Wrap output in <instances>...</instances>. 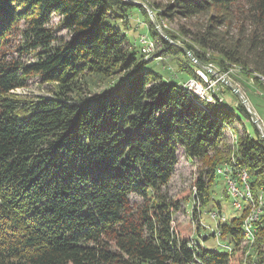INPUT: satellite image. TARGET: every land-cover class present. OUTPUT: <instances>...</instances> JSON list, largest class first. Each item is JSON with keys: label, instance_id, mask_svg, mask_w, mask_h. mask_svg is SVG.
<instances>
[{"label": "trees", "instance_id": "obj_1", "mask_svg": "<svg viewBox=\"0 0 264 264\" xmlns=\"http://www.w3.org/2000/svg\"><path fill=\"white\" fill-rule=\"evenodd\" d=\"M152 10L161 22L206 19L182 29L186 42L264 80V0H170ZM134 11L147 16L124 0H0V264H264V208L252 237L247 210L215 219L203 242L205 227L192 237L175 224L182 205L168 186L180 153L205 165L210 184L231 155L230 131L231 178L246 172L264 197V139L240 100L212 93L207 103L148 69L126 32ZM147 33L162 53L188 56L151 22ZM90 76L110 90L95 92ZM32 81L55 91L15 94ZM209 184H196L200 207ZM217 237L227 252L207 247Z\"/></svg>", "mask_w": 264, "mask_h": 264}, {"label": "rangeland", "instance_id": "obj_2", "mask_svg": "<svg viewBox=\"0 0 264 264\" xmlns=\"http://www.w3.org/2000/svg\"><path fill=\"white\" fill-rule=\"evenodd\" d=\"M125 1L132 3L130 0ZM132 1H135L136 3H142L147 11V16L143 17L142 15H138L136 11L131 13L128 29L126 32L131 36L130 40L134 41L135 44L141 48L142 52L145 50L144 54L146 55L145 58L147 68L159 72L165 81L185 83V86H187L196 96L205 100L207 103L212 101L211 94L215 93L223 98L224 101H227L228 99L229 102L234 105L236 99L240 101L241 99L232 88L238 89L240 94L247 99L251 112L256 115L259 121L256 127L261 133V130H264V80H258L253 73L244 70L241 66L229 63L227 60L223 59L220 54H217L209 49H203L197 45H194L190 41L186 42L188 38L185 37L182 29L184 28L186 31L191 29V32H195L196 29H203L207 20L200 18L191 22H186L183 20L161 22L156 19L152 9H155L157 6L165 5L170 0ZM149 22H151L157 32L161 36L165 37L168 41H171L174 45L186 51H189V49L186 47V44H188L194 48V53H190L188 56L180 55L178 57H176V55H167L166 52L162 53L161 44L158 41L154 42L148 36L147 24ZM236 35L237 34L234 31L232 36L236 38ZM58 36L60 38L68 39L67 34L64 31L59 32ZM201 58L203 60H201ZM204 70L210 73V75L207 76L203 72ZM197 76L201 78L202 81H199V79L196 78ZM101 78L102 77L98 76H90L87 78V82L92 86L97 84L101 85ZM112 85L115 86L116 81ZM98 87L99 88L96 89L94 88L95 92L103 93L104 91L110 90V88L105 84ZM53 91H55L54 85H41L38 82L32 81L27 88L17 90L15 94L30 98L40 96L47 97L51 96ZM230 93H234V96ZM230 133L231 132L229 131L228 135L230 140H226L224 148L229 150L231 155L228 156L227 154L226 161L228 162H225L224 160L223 165L220 164L222 168H217L218 176L214 179V182L209 184L208 178H206L205 175L206 168L204 164L201 162L191 161L190 159L184 157L182 153H180L179 164L177 166L176 173L170 185L168 186L169 195L173 199L180 201L182 205L180 212L175 216V224H177V227L182 230L185 236L192 235V237L195 234L196 229L205 227L206 234L198 237L200 242H203L204 237L206 235H210L212 231L216 229L218 221H216L215 217L213 216L217 214V212L214 211L216 210V207L213 205L214 200L217 202V206H221L222 215L220 216L226 220L240 216L245 210H247L244 220L245 227H249V224L252 226V223L258 220L263 214L264 197L261 193L256 196L253 195L249 186V176L245 182L240 178L235 179L238 182L237 187L240 189L243 195L250 192L252 196V202L249 203V206L244 207L245 202H243L244 200L242 199L243 206L241 208H236L237 201H235V199L231 196L229 180L233 178H231V168L229 167V163L235 160V150ZM213 156L214 155L212 154L211 157ZM222 169L224 171H222ZM226 170L227 173L225 172ZM200 178L209 184L208 197L210 202L209 205L203 207H200L194 200V196L197 193L196 184ZM224 190H227L231 196V198L228 200ZM132 200L135 202L139 201V199L135 197H133ZM239 202H241L240 199ZM194 213L203 217V219L200 221V226L197 225V222L193 217ZM205 232L203 231L202 234ZM207 243L208 244L206 245L208 248H216L221 253L227 252V249L223 248V246H217L218 244H226V241L221 240L219 237H217L215 240H209ZM251 258L252 260L256 258V255L252 251Z\"/></svg>", "mask_w": 264, "mask_h": 264}, {"label": "bare ground", "instance_id": "obj_3", "mask_svg": "<svg viewBox=\"0 0 264 264\" xmlns=\"http://www.w3.org/2000/svg\"><path fill=\"white\" fill-rule=\"evenodd\" d=\"M224 171V170H223ZM220 173H222V172H220ZM245 175H247L246 174V172H244L243 174H241V176H240V179L241 180H243L244 182L246 181V176ZM248 176V175H247ZM230 181V192H231V196L235 199V201H237L236 202V205H237V207H239V208H241L242 206H243V202H247V203H250V202H252V196H251V194H250V192H248V194L246 195V194H244L243 195V193L240 191V189L237 187V183L233 180V179H231V180H229ZM233 184V185H232ZM245 187V186H244ZM247 188H248V186H247ZM234 190H235V194H234ZM245 191V190H244ZM246 192V191H245ZM236 199H238V200H236ZM239 199L241 200V202H239ZM242 199L244 200L243 202H242ZM261 204V203H260ZM259 205V204H258ZM218 214V213H217ZM217 214H215V219L216 220H221L222 222H226V219L225 218H222L219 214L217 215ZM257 221V220H256ZM248 225V224H247ZM247 228V230H248V236H251L252 237V234L250 233V230H252L251 228H252V226H251V224H249V227H246Z\"/></svg>", "mask_w": 264, "mask_h": 264}, {"label": "water", "instance_id": "obj_4", "mask_svg": "<svg viewBox=\"0 0 264 264\" xmlns=\"http://www.w3.org/2000/svg\"><path fill=\"white\" fill-rule=\"evenodd\" d=\"M124 1H125V0H124ZM130 1H131L133 4H138V5H141V6L144 7V5H143L142 3H136L135 1H132V0H130ZM150 12H151V11H150ZM187 53L190 54L189 51H187ZM232 89H233V91H234V92L240 97L242 104L245 105V107L247 108V110H248V112H249V114H250V117H251L253 123H254L255 125H257L259 121H258L256 115H255L253 112H251V110L249 109V105H248V101H247V99H246L244 96H242V95L240 94V91H239L238 89H235V88H232ZM261 136H262L263 139H264V130H263V129L261 130Z\"/></svg>", "mask_w": 264, "mask_h": 264}, {"label": "built area", "instance_id": "obj_5", "mask_svg": "<svg viewBox=\"0 0 264 264\" xmlns=\"http://www.w3.org/2000/svg\"><path fill=\"white\" fill-rule=\"evenodd\" d=\"M143 52H145V50H143ZM240 174H242V172ZM245 176H246V180H247L248 179V176L247 175H245ZM234 194H235V190H234ZM236 208H237V205H236ZM213 216L215 217V215H213Z\"/></svg>", "mask_w": 264, "mask_h": 264}]
</instances>
